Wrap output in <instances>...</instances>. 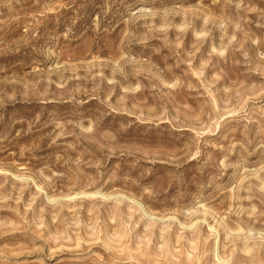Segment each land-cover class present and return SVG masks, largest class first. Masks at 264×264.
<instances>
[{
	"label": "rangeland",
	"instance_id": "obj_1",
	"mask_svg": "<svg viewBox=\"0 0 264 264\" xmlns=\"http://www.w3.org/2000/svg\"><path fill=\"white\" fill-rule=\"evenodd\" d=\"M0 264H264V0H0Z\"/></svg>",
	"mask_w": 264,
	"mask_h": 264
}]
</instances>
